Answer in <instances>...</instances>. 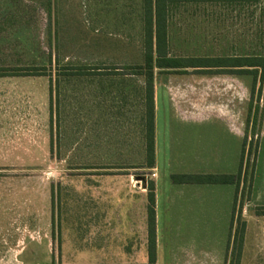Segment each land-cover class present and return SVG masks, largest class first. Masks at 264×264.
Here are the masks:
<instances>
[{"label":"rangeland","instance_id":"rangeland-1","mask_svg":"<svg viewBox=\"0 0 264 264\" xmlns=\"http://www.w3.org/2000/svg\"><path fill=\"white\" fill-rule=\"evenodd\" d=\"M137 1L110 0L119 6V21L106 27L115 28L116 35L102 34L101 48L110 45L107 39L127 48L124 40H129L131 28L140 37L139 18L131 14L128 19L124 9ZM97 3L0 0V76H5L0 264H119L146 242L141 226L148 185H156L159 178L154 167L147 166L140 123L141 86L150 76L149 62L145 53L128 58L119 51L117 58L104 57ZM174 14L171 39L178 54L264 53V0H181ZM136 49L129 53L134 55ZM153 63L159 87L178 77ZM59 64L116 66L124 75L113 81L101 77L106 75H88L66 82L56 74ZM39 66H46L47 75H18L24 71L15 69ZM195 76L201 78L195 86L202 90V102H210L213 109L226 94L225 109L243 127L242 207L251 197L258 145L259 172L264 169V70L259 68L256 77L235 75L232 91L212 74ZM167 109L161 95L160 121ZM263 208L252 203L249 211L264 213ZM241 222L239 218L236 229Z\"/></svg>","mask_w":264,"mask_h":264},{"label":"crops","instance_id":"crops-1","mask_svg":"<svg viewBox=\"0 0 264 264\" xmlns=\"http://www.w3.org/2000/svg\"><path fill=\"white\" fill-rule=\"evenodd\" d=\"M156 1L153 0L152 6L154 60L158 58ZM200 2L193 1L195 4H200ZM131 3L128 2L124 9L128 11V19H130L131 14L139 18L137 20L140 21L141 25L140 37L137 38V29L131 28L128 31L129 40H124L127 48L124 46L119 48L118 44L122 42L116 39H107L110 45L101 48L102 34L107 31L106 27L109 25L116 26L119 21L116 14L119 6L115 2H110V0H98L97 31L99 33V47L103 49L101 53H104L106 58H117L119 51L128 54V58L147 53L146 23L148 5L146 0H138L135 4ZM180 3L181 0H161L160 2V13L163 19L162 34L165 33L167 43L166 53H162V55L166 54V58L198 59H228L250 56L245 54H178L172 45L171 25L172 18L175 15L174 9ZM196 25L201 27L199 23ZM107 32L110 37L116 35L115 28ZM133 36L137 38L138 44L132 41L131 37ZM198 36L201 37V31H197L196 37ZM135 49L134 55L129 53ZM155 68L160 69L163 73L179 74L176 78H170L169 82L163 87H159L156 81L154 82L155 166L153 169L157 171L159 177L156 182V264H231L230 257L239 218L245 222L240 264H264V213H251L249 211L252 203L255 206H264V169L263 174L259 172L260 146L258 145L253 170L251 197L241 207L246 169L245 160L242 163L245 133L238 118L228 114V110L225 109V106H227L226 94L225 99H220L221 101L217 102L211 109L210 102H202L201 88L195 86V82L199 81V77H196L195 74H209L201 71L207 68H168L159 66ZM235 69L244 70L249 69V67H214L212 70H225L226 73L210 74L214 75L217 83L229 84V91H232L234 76L249 74L244 72L227 73V70ZM189 73H193V75L191 76ZM114 78L116 77L109 76L110 81H113ZM191 86H193V90H191ZM141 87L143 91V111L140 123L142 124L145 116L144 90L146 80ZM225 91L227 92L228 89H225ZM161 95L165 97L168 112L160 121L158 112ZM4 96L5 76L1 75L0 132L5 130ZM241 169L242 175L239 185L177 184L171 180V175L177 173L239 174ZM141 229L146 236V242L141 246V251L138 252V249L134 248V251L129 254V261L119 264L149 263L147 206L146 210L145 208L143 210ZM99 264L116 263L105 262Z\"/></svg>","mask_w":264,"mask_h":264},{"label":"trees","instance_id":"trees-1","mask_svg":"<svg viewBox=\"0 0 264 264\" xmlns=\"http://www.w3.org/2000/svg\"><path fill=\"white\" fill-rule=\"evenodd\" d=\"M176 1V0H171ZM222 1V0H211ZM244 1H257V0H244ZM160 2L156 1V13H157V55L159 67L168 68H185V67H204L205 70H201L202 73H226L225 70L214 71V67H242L248 66L249 69L244 70H227V73H249L256 75L259 72V68L264 70V53L263 55H250L248 57L238 58H166L162 53H166V37L165 33L162 34V18L160 13ZM147 8V23H146V49H147V61L148 68L150 69V76L146 80L145 94V116L143 118V132L146 148V163L148 167L155 166V104H154V80H153V29H152V9L153 0H146ZM148 12L150 15L148 16ZM165 32V31H164ZM264 48V45H263ZM167 62L162 64L161 62ZM57 75L59 78L66 82L75 79H82L88 75H106L117 76L124 75L120 69L116 66H95L89 67L88 65H58ZM17 71H24L18 75H47L46 66L39 67H18ZM59 85L60 82H57ZM52 90V88H51ZM58 108V104H57ZM58 111V109H57ZM251 154V150H249ZM256 159V154H255ZM245 160V150H243L242 163ZM242 175V169L239 174H172L171 180L177 184H238L240 183ZM148 206H147V223H148V253L149 263L156 264L157 261V212H156V185L154 181L149 182L148 185ZM264 209V208H263ZM245 234V222H241V226L236 229L235 232V244L232 250L233 260L235 264H240L243 242ZM232 260V261H233ZM231 261V264L233 262Z\"/></svg>","mask_w":264,"mask_h":264}]
</instances>
